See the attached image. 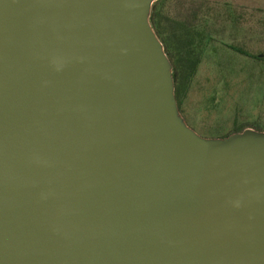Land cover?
I'll use <instances>...</instances> for the list:
<instances>
[{"label":"water","instance_id":"1","mask_svg":"<svg viewBox=\"0 0 264 264\" xmlns=\"http://www.w3.org/2000/svg\"><path fill=\"white\" fill-rule=\"evenodd\" d=\"M142 2L0 0V264H264V133L180 124Z\"/></svg>","mask_w":264,"mask_h":264},{"label":"rangeland","instance_id":"2","mask_svg":"<svg viewBox=\"0 0 264 264\" xmlns=\"http://www.w3.org/2000/svg\"><path fill=\"white\" fill-rule=\"evenodd\" d=\"M159 1L150 0L148 21L161 44L151 25V12ZM165 11L181 22L198 11L210 35L202 65L183 105L184 114L175 104L178 118L187 127L188 121L193 129L189 128L206 139L230 134L246 124L264 128V0H168ZM171 82L174 85L173 69ZM252 132L256 133L247 130L246 134ZM237 137L222 142L229 144Z\"/></svg>","mask_w":264,"mask_h":264},{"label":"trees","instance_id":"3","mask_svg":"<svg viewBox=\"0 0 264 264\" xmlns=\"http://www.w3.org/2000/svg\"><path fill=\"white\" fill-rule=\"evenodd\" d=\"M167 2L168 0H160L153 7L151 25L172 65L175 99L179 111L184 114L183 105L202 65L206 41L210 39V35L204 17L198 13L199 10L194 12L189 20L181 22L173 19L165 11ZM231 49L255 59V56L239 48L231 47ZM187 125L192 128L188 121ZM247 130L264 133V128L258 124H246L235 128L230 134L210 137V139L225 140L233 135L243 134Z\"/></svg>","mask_w":264,"mask_h":264},{"label":"bare ground","instance_id":"4","mask_svg":"<svg viewBox=\"0 0 264 264\" xmlns=\"http://www.w3.org/2000/svg\"><path fill=\"white\" fill-rule=\"evenodd\" d=\"M150 0H143L141 7H140V12H139V27L140 31L144 35L151 51L153 52L155 58L157 59L159 65L161 66L163 76L165 83L167 86H170L169 89L171 88V67L169 65V62L167 58L165 57V54L163 52L161 44L157 41V38L155 37L150 25H149V7H150ZM171 91V96L173 100V95H172V90ZM174 103V100H173ZM180 124L186 128H188L181 120H179ZM254 134V133H252Z\"/></svg>","mask_w":264,"mask_h":264}]
</instances>
